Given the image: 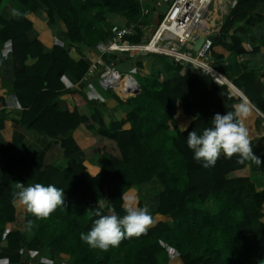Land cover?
<instances>
[{
    "label": "trees",
    "instance_id": "obj_1",
    "mask_svg": "<svg viewBox=\"0 0 264 264\" xmlns=\"http://www.w3.org/2000/svg\"><path fill=\"white\" fill-rule=\"evenodd\" d=\"M4 1L23 16L42 8L48 21L64 24L67 41L45 53L43 43L29 37L31 21L8 20L0 14V53L9 42L15 73L7 92L15 95L23 109L19 120L7 117L6 95L0 96V130L5 121L19 123L54 139L65 159L59 168L53 162L42 164L40 153L30 145L12 141L0 147V230L7 228L8 245H19L29 234L39 246L67 255L72 264H170L167 247L175 250L180 264H264V163H239L236 156L221 155L215 166L204 168L186 145L187 132H201L211 126L216 113L244 103L230 96L226 85L207 81L192 65L163 55L148 56L154 60L147 68L143 56L104 54L106 63L132 65L141 88L125 100L115 96L122 119L105 126L83 89L67 88L62 81L75 63L68 54L69 44L96 49L117 25L102 28L109 14L123 17L127 24H149L142 15L145 0H0V4ZM258 4L264 0H236L211 36L213 47L225 48L229 55L225 59L213 50L211 54L213 64L226 77L239 73L230 78L232 83L264 114L258 75L254 70L241 71L233 62L246 51V31L251 35L249 30L264 22V14L253 13ZM163 16L159 14V21ZM145 33L138 28L128 39L139 43ZM76 66L81 76L88 69L82 61ZM65 94L71 98V110L60 107ZM248 107L249 114H254ZM178 113L190 118L186 131L179 125ZM247 118L243 123L250 131ZM250 138L254 153L264 160L259 153L264 151L261 141L254 143L256 137ZM84 161L99 164L100 171L92 174ZM17 182L62 188L65 207L46 218L35 217L14 198ZM130 187L137 189L138 206L143 207L145 201L156 214L155 223L146 233L124 239L107 252L88 247L80 236L97 219L93 211L111 215L115 209L123 217L125 198H134L130 193L123 198ZM210 202L211 209L206 207ZM20 210L25 214L23 230L15 224Z\"/></svg>",
    "mask_w": 264,
    "mask_h": 264
},
{
    "label": "crops",
    "instance_id": "obj_2",
    "mask_svg": "<svg viewBox=\"0 0 264 264\" xmlns=\"http://www.w3.org/2000/svg\"><path fill=\"white\" fill-rule=\"evenodd\" d=\"M170 1L171 0L163 1L164 4L160 7L150 5L149 3H145L143 5V10L145 8L148 9V14H146V16L150 21L149 24H145L146 22L144 21L141 22L142 28H144V30L146 31V33L144 34L146 39L148 37L149 32L153 30L154 27L156 29V27L158 26L159 23L155 26V21L160 13L164 14L165 8L168 5V2ZM253 13L264 14V4H258L254 8ZM0 14L8 20L21 21L23 18H25L31 21L32 32L29 33V37L31 39L35 38L41 41V43H43L45 53L50 52L53 45H67L65 37L66 29L64 24L59 21H48L45 12H43L42 8H40L36 13L27 12L23 16L21 15L20 9L17 8V10L14 11L13 4L4 1L0 4ZM112 24L125 25L127 23L123 17L114 14H109L107 20L102 23V28L104 30H107L108 27ZM155 29L153 30V32L155 31ZM249 31L251 35L247 31L243 35V47L246 50L245 53L238 54L236 57L233 58V62L240 66L241 71L254 70L256 72V74L258 75V83L262 87L261 93L264 97V22L257 24ZM256 46H258V48L253 49ZM151 47L152 46H149V48ZM213 51L222 54L225 59L229 55V51L222 47L214 46ZM68 54L75 63L71 66L72 68L70 67V69H68L65 75L62 77V81L66 85V87L82 88L87 98L93 102V107L101 117L105 126L109 125L112 120L120 121L122 119V115L117 107V98L115 97L117 95H115L112 90H103L98 83V77L96 74L87 75L92 60L99 58L100 56V53L97 48L88 49L83 48L82 46L77 44H69ZM125 56L126 55L117 54V57L125 58ZM153 60L154 58L150 59V57L146 56L143 62L149 65V63H152ZM31 61L33 60H30L29 62L32 63ZM81 61L82 63L86 64V67L88 68L82 76L78 75L76 72V64ZM213 66L216 67L214 64ZM115 67L120 72H124L127 70L130 71L134 69V67L132 68V65H129L127 61L115 63ZM124 73L131 74L130 72ZM220 74L223 79L220 78V76H218V78L222 81L226 80L225 85L227 86L229 95L233 96L234 98H240L245 104L249 105L255 110V113L249 114L247 118L248 123L251 124L252 128V130L249 131V137H256L253 140L254 143L260 140L262 143L261 147L264 148V127H260V124L262 125V123L264 122V114L261 113L258 109H256V107L251 104V102L245 97V95L232 83V80L230 78H235L239 73H230V78L226 77L221 72ZM14 76L15 73L13 68V57L8 42L6 43V47L0 53V96L6 95V105L4 108L7 117L19 120L23 109L18 103L15 95L8 94L7 92L8 89H12ZM227 82H229L230 84H227ZM242 95L243 97H240ZM59 104L62 109L71 110L72 108V101L68 94H65L61 97ZM177 117L179 119V125L181 126V128H184L189 124L190 118L182 115L181 113H178ZM96 127H99V124H96ZM72 133L74 134V132H69L68 135H71ZM12 141H18L27 146H32L34 150L40 153L39 159L42 164L53 162V164H55V166L59 168L64 166L65 159L61 157L58 144H56L54 139L49 138L41 133L34 132L33 130H28L22 127L19 123L14 124L11 122V120H9L5 121L4 127L0 130V147L9 144ZM78 142H80V139H78ZM87 142L88 140L86 139L82 141L83 144H86ZM41 143H44V145H42ZM259 153L264 154V151L260 150ZM84 164L87 165L89 171L92 174L98 173L101 169L99 164L97 163L93 164L89 161H84ZM2 168L3 157L0 154V173ZM134 188L135 187L128 188L123 194V198L127 193H130L131 195L136 194V196H138L137 189L135 188V190H133ZM151 215L154 224V216L156 214L151 213ZM24 216L25 214L21 210L16 213L15 224L16 227L20 230H23ZM167 249L170 256H172L173 258L170 264H180V262L177 263L173 261L177 258L175 250L169 247H167ZM0 264L72 263L67 255L58 253L56 249L51 247L39 246V243H37L36 241L34 242V240L31 239V236L29 234H25L24 241H21L19 245L10 247L7 243V228L4 227L0 230Z\"/></svg>",
    "mask_w": 264,
    "mask_h": 264
},
{
    "label": "clouds",
    "instance_id": "obj_3",
    "mask_svg": "<svg viewBox=\"0 0 264 264\" xmlns=\"http://www.w3.org/2000/svg\"><path fill=\"white\" fill-rule=\"evenodd\" d=\"M248 114V105L241 103L232 111L216 113L211 126L201 132H187L186 145L192 151L193 159L204 168L215 166L221 155L229 159L236 156L239 163L249 161L262 165L264 160L254 153L249 131L243 123ZM15 188L14 198L37 218H46L58 207H65L64 190L54 184L26 185L17 182ZM122 207L126 213L123 217L116 215L115 209H112L111 215H104L100 209H95L93 215L97 219L86 233H81L80 239L92 249L107 252L118 247L124 239L141 236L153 225L147 205L138 206L134 198L127 197Z\"/></svg>",
    "mask_w": 264,
    "mask_h": 264
},
{
    "label": "built area",
    "instance_id": "obj_4",
    "mask_svg": "<svg viewBox=\"0 0 264 264\" xmlns=\"http://www.w3.org/2000/svg\"><path fill=\"white\" fill-rule=\"evenodd\" d=\"M163 1L166 0H145L146 3L158 7L164 4ZM235 5L236 0H171L165 8V15L149 37L150 39L147 38L149 40L145 45L140 44L142 42H130L128 39L129 36L135 34L138 28H142L140 21L123 26L113 25L111 27V36L97 45L96 48L100 56L92 60L87 75L96 74L98 83L103 90H112L120 99L125 100L136 93L138 82L136 76L120 72L114 63H105L102 55L122 54L133 56L138 53H153L165 55L176 63L190 64L195 71L203 76H208L213 81L225 85L226 80L222 81L218 78L221 74L212 63L211 53L213 45L211 36L218 32L222 24L219 20ZM218 11L221 14H218ZM192 12L197 14L195 23L196 27H198V24H201V30L196 31L189 27V14ZM206 13L217 16L218 24L214 29L209 28L206 30L208 24L205 21L211 20L210 15ZM146 14H148L147 8L142 10V15ZM202 21H204L203 24ZM169 22L173 28L185 33L184 36H179L175 32L162 35V32H160L162 26ZM200 36H204V42L198 50H194V46ZM155 38L158 49L151 50L149 49V45ZM99 68H102L101 72L98 71ZM124 81L127 83L125 88L122 87ZM227 84L230 83L227 82Z\"/></svg>",
    "mask_w": 264,
    "mask_h": 264
},
{
    "label": "rangeland",
    "instance_id": "obj_5",
    "mask_svg": "<svg viewBox=\"0 0 264 264\" xmlns=\"http://www.w3.org/2000/svg\"><path fill=\"white\" fill-rule=\"evenodd\" d=\"M211 8L213 9L212 6H211ZM165 12H166V11H165ZM165 12H164V15H165ZM206 14L210 15V18H211L210 21H205V22L208 24L207 27H206V30L209 29V28H210V29H211V28L214 29L215 26L218 24L217 16H214L213 14H210V13H206ZM218 14H221V12L218 11ZM223 17H225V16H223ZM223 17H222L219 21L222 22ZM149 39H150V38H149ZM149 39H146L145 36H144V39L141 41L142 43H140V44H142V45L147 44ZM162 45H163V44H162ZM150 55H153V53H146V54L138 53V54L133 55V56H141V57L143 56V57H146V56H150ZM157 55H160V56H161V54H157ZM163 56H165V55H163ZM165 57H167V56H165ZM146 66H147V68H148V65H147V64H146ZM98 71L101 72V71H102V68H99ZM124 72H130L131 74L136 75V72H135L134 69H133V70H130V71L127 70V71H124ZM136 77L138 78V74L136 75ZM159 78H160V80H162V79H163V76H162V75H159ZM205 78H206L205 80H207V81L210 79L208 76H206ZM263 125H264V122L262 123V125L260 124V127H261V128L264 127ZM133 190H135V188H134ZM133 197H134L135 201H136L137 204H138V202H139V197L136 196V194H133ZM143 204L146 205L147 203L144 201ZM206 207L209 208V209H211V208L213 207V205H212V203L210 202V203H208V204L206 205ZM172 259H173V258H172ZM173 261H175V262L178 263V262H179V259L176 258V259H174ZM178 264H179V263H178Z\"/></svg>",
    "mask_w": 264,
    "mask_h": 264
},
{
    "label": "bare ground",
    "instance_id": "obj_6",
    "mask_svg": "<svg viewBox=\"0 0 264 264\" xmlns=\"http://www.w3.org/2000/svg\"><path fill=\"white\" fill-rule=\"evenodd\" d=\"M199 13V12H198ZM196 16H197V14L196 13H190L189 14V27H191L192 28V30L193 29H195L196 31H198V30H201L202 28H201V24H198V27H196ZM200 20V19H199ZM204 23V21H202V24ZM203 26V25H202ZM203 31V30H202ZM160 32H162V35L163 34H170L171 32H175L177 35H179V36H184V34L185 33H182L181 31H179V30H177V29H175V28H173L172 27V25H171V23L169 22V23H165L163 26H162V28H161V31ZM149 46H152L151 48H149V49H151V50H157L158 49V47H157V44H156V38L150 43V45ZM220 78H222L221 76H220ZM223 79V78H222ZM126 82L124 81L123 83H122V87L123 88H125V86H126ZM239 93V92H238ZM240 94V93H239Z\"/></svg>",
    "mask_w": 264,
    "mask_h": 264
},
{
    "label": "water",
    "instance_id": "obj_7",
    "mask_svg": "<svg viewBox=\"0 0 264 264\" xmlns=\"http://www.w3.org/2000/svg\"><path fill=\"white\" fill-rule=\"evenodd\" d=\"M158 23H159V17H158V18L156 19V21H155V26H156ZM154 29H155V27H154ZM154 29H153V30H154ZM153 30H151V31L149 32L147 38L150 37V35L152 34ZM204 39H205L204 36H200V37H199L197 43H196L195 46H194V50H198V49L200 48V46H201L202 43L204 42ZM183 65H188V66H189V64H187V63H184ZM140 92H141V88H140L139 83L137 82V88H136V93H135V95L138 94V93H140ZM240 97H243V95L240 96Z\"/></svg>",
    "mask_w": 264,
    "mask_h": 264
}]
</instances>
